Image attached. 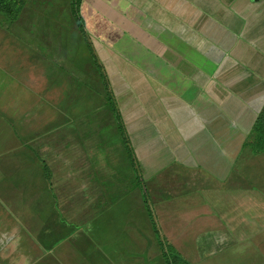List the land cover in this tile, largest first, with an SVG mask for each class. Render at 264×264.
<instances>
[{
    "label": "crops",
    "instance_id": "obj_1",
    "mask_svg": "<svg viewBox=\"0 0 264 264\" xmlns=\"http://www.w3.org/2000/svg\"><path fill=\"white\" fill-rule=\"evenodd\" d=\"M86 12L108 22L106 36L83 29L136 166L135 153L148 165L163 244L189 264H264L262 194L246 181L260 155L248 144L264 106V0H81V21ZM121 37L136 49L118 48ZM41 67L0 24V264H166L142 198L139 211L137 196V207L111 210L120 176L132 180L128 161L107 175L113 164L95 163L93 174L72 142L51 137L56 116L40 110L57 93ZM134 180L125 195L139 191ZM102 181L118 188L107 199ZM84 192V213L69 212Z\"/></svg>",
    "mask_w": 264,
    "mask_h": 264
},
{
    "label": "rangeland",
    "instance_id": "obj_2",
    "mask_svg": "<svg viewBox=\"0 0 264 264\" xmlns=\"http://www.w3.org/2000/svg\"><path fill=\"white\" fill-rule=\"evenodd\" d=\"M20 1L23 4V9L18 16L17 21H10L0 14V24L2 28H6L7 32L14 36L21 34L26 49L39 52L42 66V78L43 69L47 77L49 76V72H52L49 80L50 83H55L54 89L57 93L56 107L49 108L45 106V109H43L44 107L41 106L40 112L43 117H45V113H50L51 116H56V121L52 123V129H56V132L51 133V137L58 142V148H64L66 145L71 147L70 142H72V145L77 151H82L80 152L81 158L79 162L86 163L88 169H92L90 170V173L93 174L97 172L93 170L95 163L102 162L104 164H113L104 167L106 175L109 172H112L109 170L116 168L114 163L120 162L121 165H126L125 163H127L128 160L125 147L123 146L122 139L117 130L115 131L114 129L116 127L115 121L113 120L112 112L107 105L106 90L103 88V84L107 83L106 77L105 80H102L97 65L93 64L91 60L88 59L89 54L86 48V42H88L91 47L92 44L88 37L84 39V37L81 36L78 24L71 12L70 0ZM79 16L81 18L80 13ZM99 18L103 23L98 24L94 22L95 17H92L89 12H86L85 19L81 22L82 26L87 29L86 31L89 35H91L92 30L96 28H99L100 35L106 36L108 34L105 32L108 31V22L102 15H99ZM123 35V37H127L125 34ZM123 37H121V39H119L120 41L116 44L118 48L122 49L125 47L124 51H127L128 53L136 49L135 43L132 41H122L125 39ZM55 71L57 72V76ZM47 90H52V87L45 85L41 94L42 97ZM109 96L112 100L110 90ZM43 103H45L44 100H42V104ZM48 103L47 105H49ZM87 103L89 105H87ZM85 111L87 112L85 113ZM66 141L68 142L66 143ZM135 154L138 160L137 167L139 175L137 174V177H140L142 180V185L144 190H146L150 207L152 206L150 203H152L153 200L148 197V185H146L147 181L144 180L145 177L143 175V170L148 171V165H145L143 161L140 162L137 153ZM165 156H167V154ZM258 157H261L260 159L264 162V154L261 153ZM252 158L257 164L255 179L248 178L246 181H249L250 184L257 187L258 191L256 190V192L258 194H262L257 196V200L254 202V207L255 209H259L258 213H264V192L262 193V190H264V164L257 161L259 158H256L255 156ZM164 160L167 161L165 157ZM248 164L245 168L247 176L252 173L251 170L249 171ZM129 171L131 172L132 180L129 181L130 177L125 178L124 176H120L122 181L125 182L123 185H126V189L130 187L131 182L132 186L135 182L134 171ZM239 172L240 171H238V175H241ZM102 183L105 184L103 189L105 191L106 199L118 190V188L115 189V184L103 181ZM89 186L94 189V197H96L98 201V196L100 195L98 189L93 186L91 187V185ZM124 190H120V199L116 200V203L120 202L121 204L115 205L111 210L125 212L123 210H128L130 207L134 208L136 204L133 199L134 196H137V201L140 203V205L137 203L139 206L138 211L141 210V197L139 196V191L135 189L136 194L132 192L127 196L124 194L126 193ZM73 194L68 202L67 210L69 212L72 211V213H84L85 205L82 199L83 197L86 198V196L90 198V193L84 192L83 196L78 195V193ZM113 198L115 200L117 196ZM161 198L162 197L158 195L155 196V200H160ZM110 200L111 198L109 201ZM111 202L113 201L111 200ZM103 205L104 204H102L101 207ZM92 209L93 208L90 207V210ZM141 213H145L146 218L148 217V213H146L145 210Z\"/></svg>",
    "mask_w": 264,
    "mask_h": 264
},
{
    "label": "trees",
    "instance_id": "obj_3",
    "mask_svg": "<svg viewBox=\"0 0 264 264\" xmlns=\"http://www.w3.org/2000/svg\"><path fill=\"white\" fill-rule=\"evenodd\" d=\"M81 0H70V6H71V12L73 14V17L78 24L81 36L86 38V34L84 32L83 26L81 24V18L79 16V7H80ZM23 9V4L20 0H0V14L6 17L10 21H15L18 19V16L20 15L21 11ZM86 48L88 51V59L91 60V62L95 65H97L98 70L100 71V76H102V80H105V75L101 70V67L98 65L97 58L95 54L93 53L91 45L86 42ZM105 83V82H103ZM104 90H106L107 94V105L110 108L113 119L115 121L116 130L119 134V136L122 139L123 146L125 147V152L127 155L128 163L131 167V170L134 171L137 187L140 191V196L142 198V202L144 205V208L146 210V213H148V217L150 219V222L152 224L154 233L156 235L157 241L161 248L162 257L166 261V264H189L184 259H182L181 256H179L173 249L170 247V245H164L162 242V239L159 235L152 211L149 207L148 199H147V193L144 190V187L142 185V180L140 177H137L138 173V167L136 166V162L134 159V154L132 150L129 147V143L126 139V133L125 128L121 119V116L119 114V111L117 110L113 100H111L109 96V86L108 83L103 84ZM252 138L251 143L248 145L251 147L252 152L254 154H261L264 152V106L262 107L261 111L259 112L257 119L254 123V127L252 129Z\"/></svg>",
    "mask_w": 264,
    "mask_h": 264
}]
</instances>
